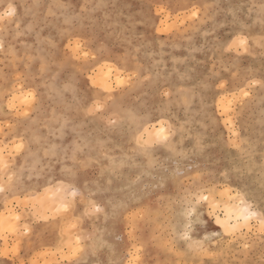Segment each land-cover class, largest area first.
<instances>
[{"label":"rangeland","instance_id":"374dc122","mask_svg":"<svg viewBox=\"0 0 264 264\" xmlns=\"http://www.w3.org/2000/svg\"><path fill=\"white\" fill-rule=\"evenodd\" d=\"M9 5L0 264H264L258 219L215 218L226 189L264 198V0Z\"/></svg>","mask_w":264,"mask_h":264},{"label":"snow or ice","instance_id":"6c2138e0","mask_svg":"<svg viewBox=\"0 0 264 264\" xmlns=\"http://www.w3.org/2000/svg\"><path fill=\"white\" fill-rule=\"evenodd\" d=\"M15 15V9H13L10 5L8 6V10L4 13V15L0 16V20H4L6 17H12ZM241 44H244L245 41L241 40ZM79 47V44L77 45ZM157 137L159 140L167 141L168 135L166 134V129L161 127L159 131L157 132ZM22 147V145L17 146ZM0 166L7 167L8 165L3 161L2 158H0ZM0 191H4L3 187H0ZM50 191V190H46ZM208 195H205L203 192L198 193L196 195V201L197 203L199 201H207L209 202L211 208L213 211L217 208H220V203L216 202L214 199H210L212 196V189L207 190ZM226 192L228 194V200L234 201V203H225L222 208V213L224 215V220H221L219 217L216 219V223L221 224L224 227V231L226 233H229L230 235H234L235 232L242 228L248 226V222L252 219H258L260 224V229L262 232H264V198H262V201L259 205H256L254 203H249V201L245 198V194H242L239 191H236L233 195V190L226 189ZM73 195L75 193L73 192ZM221 196L225 195V193H221ZM66 207V206H65ZM96 211H99L97 208ZM192 210L190 209L185 213L187 216H191ZM213 214V213H210ZM18 219V217H17ZM235 221V223H233ZM243 222V223H242ZM191 229V221L186 225L185 232H184V239H190L188 236V231Z\"/></svg>","mask_w":264,"mask_h":264},{"label":"bare ground","instance_id":"6f19581e","mask_svg":"<svg viewBox=\"0 0 264 264\" xmlns=\"http://www.w3.org/2000/svg\"><path fill=\"white\" fill-rule=\"evenodd\" d=\"M0 46H1V44H0ZM112 68H113V66H111V69H112ZM101 69H103V68H101ZM101 69H100V70H101ZM104 69H105V72H104V73H106V74H104L103 72H100V70H99V73H100V74H99V77L97 76V78H96L97 80H96V81H97L98 84L102 85L101 87L109 88V86H110V81L112 80V79H110V78H111L114 74H113V75L111 74V77H110V73H109L110 68H108V70H107V67H105ZM114 70H115V69H114ZM102 71H103V70H102ZM107 71H108V73H107ZM115 72H116L115 77L118 78L121 74H120L118 71H116V70H115ZM117 80H119V79H117ZM117 80H116V81H117ZM110 88H112V87H110ZM27 92H28V91H27ZM19 96H20V95H19ZM21 98H22V97H21ZM161 126H162V125H161ZM161 126H160V127H161ZM154 127H155V125L153 126V129H152V130H148L149 133L146 132V134H147L148 136H150L151 133L154 134V133H155V130H158V131H159V128H158V129H157V128L154 129ZM164 129H165V128H164ZM151 131H152V132H151ZM158 131H157V132H158ZM150 132H151V133H150ZM154 136L157 137V135H153V137H154ZM153 137L150 136V138H153ZM1 147H2V145H0V151H2ZM3 151H4V148H3ZM2 153H3V152H2ZM0 158H2V157L0 156ZM1 187H2V185H1ZM0 192H2V191H0ZM46 192H47V191H46ZM49 192H50V191H49ZM55 193L57 194V192H54V194H55ZM44 194H47V193H44ZM54 194H53V195H54ZM205 195H208V194H205ZM57 196H58V195H57ZM57 196H56V197H57ZM40 197H41V196H40ZM48 197H51V196H48ZM48 197H46V198L49 199ZM43 198H44V196H43ZM55 199H56V198H55ZM58 199H59V198H58ZM40 200H41V199H40ZM49 200H50V199H49ZM56 201H57V200H56ZM226 201H227L226 203H234V201H231V202H230V201L228 200V194H227V199H226ZM61 203H62V204L65 203L64 200H63L62 202H60V204H61ZM63 205H64V204H63ZM67 205H68V204L66 203V206H67ZM62 207H63V206L60 205L59 208H58V210H59L60 208H62ZM9 211H10V210H9ZM5 214H6V213H5ZM15 214H16V212H14V211H13V213L10 212V216H16ZM0 215H1V219H3L4 216H2V214H0ZM5 217H6V216H5ZM217 217H219L221 220H224V215H223V216H220V215L217 216V215H216L215 218L217 219ZM233 223H235V221H233ZM242 223H243V222H242ZM249 223H250V222H248V226H249ZM218 225L221 226V227L224 229V227H223L221 224H218ZM248 226H247V227H248Z\"/></svg>","mask_w":264,"mask_h":264},{"label":"crops","instance_id":"0c3cea01","mask_svg":"<svg viewBox=\"0 0 264 264\" xmlns=\"http://www.w3.org/2000/svg\"><path fill=\"white\" fill-rule=\"evenodd\" d=\"M49 227H52V228H53L54 225H53V226L51 225V226H49ZM48 229H49V228H48ZM38 231L43 232V231H45V228H39Z\"/></svg>","mask_w":264,"mask_h":264}]
</instances>
